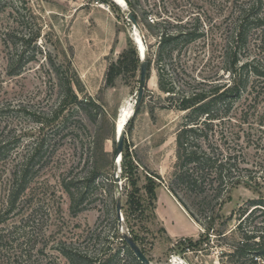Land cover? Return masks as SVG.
I'll list each match as a JSON object with an SVG mask.
<instances>
[{"label":"rangeland","instance_id":"1","mask_svg":"<svg viewBox=\"0 0 264 264\" xmlns=\"http://www.w3.org/2000/svg\"><path fill=\"white\" fill-rule=\"evenodd\" d=\"M249 1L141 0L144 9L155 13L157 8L162 9L159 15L150 12L154 21L168 19L172 23L169 29H174L175 24H185L190 30L198 27L202 36L189 45L182 43L172 60L163 59L159 66L160 39L145 32L151 46H148L152 58L150 76L140 113L126 133L129 159L137 164L140 180L137 187L133 185L134 175L124 173L121 157L117 187L116 123L122 127L133 114L140 71L133 74L126 70L113 87H106V75L110 63L118 59L129 43L136 45L137 39L141 50L144 48L139 30L126 17L125 0H117L122 8L112 0H6V8L0 12V132L16 142L10 159L0 162V211L7 193L9 169L22 161L34 142L42 140L46 150L42 168L27 192L30 200L23 216L29 219L27 231L34 234L37 245L26 264H69L57 250L62 243L99 259L119 251L114 264H135L123 249L125 232L136 233L137 243L153 264H233L237 260L232 254L240 238L236 227L242 209H249L252 200L264 199V95L256 101L257 105L253 96L244 97L225 124L215 127L218 131L233 132L228 144L243 148L245 156L238 162L242 168L251 170L260 186L241 183L217 198L212 191H188L173 185L177 134L187 114L166 100L158 76L162 70L178 90L190 76L197 77L207 88L228 80L223 70L225 38L232 32L237 10ZM33 32L40 35L29 48L35 51L34 59L25 63L19 75H9L11 53L24 51L21 36ZM252 33V45L258 53L261 33ZM250 53L255 54L253 48ZM73 72L84 87V92H80L74 85L79 99L92 100L99 108L90 113V109L70 107L54 120L63 98L60 76H72ZM37 119L46 124L34 121ZM97 131L109 138L104 141L106 153L99 151L96 155L93 143ZM236 132L241 135L238 143ZM94 166L100 167L102 175L92 182L87 176ZM150 181L160 184L156 190L164 188L183 205L197 224V235H170L157 210L153 213L145 191ZM172 187L177 195L171 191ZM68 189L84 195L83 202L76 200L74 210ZM118 198L122 199V214L117 222ZM132 198H137V205L131 211ZM178 214L174 212L171 217L178 219ZM19 219L20 216L11 221ZM256 219L261 224L263 217ZM211 221H214L212 228ZM180 229L185 234L193 231L190 223ZM220 230L225 234L219 236ZM40 248H44V253L38 252ZM108 250L110 253L104 254Z\"/></svg>","mask_w":264,"mask_h":264},{"label":"trees","instance_id":"2","mask_svg":"<svg viewBox=\"0 0 264 264\" xmlns=\"http://www.w3.org/2000/svg\"><path fill=\"white\" fill-rule=\"evenodd\" d=\"M19 1L24 2L25 0ZM5 2L6 0H0V12L6 8ZM126 2L139 22L146 39L147 35L145 32L159 37L157 58L159 66L161 65L160 61L163 59L172 60L173 54L182 43L189 45L202 36L198 27L190 30L185 24H175L173 25L174 29H169L168 25L172 26V23L168 19L154 21L152 16H150V12L152 13L154 10L144 9L141 0H126ZM12 4L13 2H10V5ZM139 11L141 12V19ZM237 11L239 12L232 32L225 38L223 52V70L228 75V80L207 88L205 87L206 85L204 86V82L198 81L197 77L190 76L189 80L185 82V86L178 90L173 80L168 82L162 70H159L158 76V85L160 90L167 94L166 100L169 101L170 105H174L176 109L185 111L187 114V120L177 134V171L175 172L173 185L175 188L180 187L188 191L203 193L212 191L217 198L228 192L231 187L241 183L249 186H260L259 182H257L258 178L252 176L251 170L248 167L242 168L238 162L241 156H245L243 148L239 144L234 146L228 144L233 132L230 133L227 129L220 131L215 129V127L229 118L228 115L234 111L236 104L244 97L249 99L253 96L254 105H257L258 102L256 103V101L264 95V0H250ZM161 12L162 9L159 10L157 8L156 13H154L159 15ZM254 31L261 33L259 35L261 37V51L259 50L258 53L254 49V45H252V35H254L252 32ZM21 37L23 38L21 43L24 51L19 53L18 50H15V52L11 53L9 75H19L23 71L25 63L35 57V51L33 49L31 51L29 48L38 40L40 35L33 32L29 36L24 35ZM14 45L16 47V43ZM149 47L151 48V46ZM251 48H253L254 55L250 53ZM150 51L148 50L151 69L152 58L150 57ZM140 65L141 61L137 47L131 42L119 54L118 59L110 63L106 75V87L115 86L116 80L126 70L133 72V74L138 70L140 71ZM55 70L60 72L59 67H55ZM175 72L177 74V70ZM149 76L150 71L148 78ZM60 79L63 98L58 111L55 113L54 120H57L60 114L70 107L76 106L78 109H90V113L99 108L98 104L92 100L84 102L79 99L74 85L80 92H84V87L76 72H73L72 76L66 75L64 78L60 76ZM24 111L29 113L27 110ZM139 113L140 107L128 122L126 133L127 130H130L134 119ZM34 121L43 125L46 124L40 119ZM2 133L1 131L0 162H6L14 151L16 140L8 136L3 137ZM236 133V141L238 143L241 135L239 132ZM108 138L109 136H104L97 131L93 143L96 155L99 151L106 153L104 152V141ZM33 145L22 161L12 166V170H7L9 172L7 193L2 202L3 209L0 211V224L3 225L0 227V264H26L25 261L31 257V252L37 245L34 234L32 235L27 231L30 223L29 219L23 216L27 211L30 200L27 192L33 179L37 177L42 168L41 162L46 153L42 140L34 142ZM129 156L125 138L124 151L122 153L123 171L134 175L131 181L137 187L140 180L137 174L138 166L131 162ZM242 171L247 173L242 174ZM101 175L100 167L94 166L93 171L89 172L87 177L94 182ZM155 177L160 179V176ZM157 186H160V184H155L154 181H150L145 186L149 202L153 207V213L156 210ZM175 188H171L174 194L177 193ZM68 191L72 194L73 203L71 207L74 210L76 200L80 199L83 202L84 195L82 192L73 193L70 189ZM136 199H131L130 210L132 206L135 207L137 205ZM250 206L249 209H242L240 222L236 227L240 238L234 245L232 255L237 260L231 262L233 264H264V199L252 200ZM257 212L260 213L256 216ZM261 215L263 217L261 224H257L256 217H261ZM18 216L21 219L11 221V219ZM116 219L118 222V217ZM213 224L214 221H211V228ZM224 234L223 230L218 232L219 236ZM132 236L138 242L139 238L135 232L132 233ZM192 240L190 239L189 241L192 242ZM123 249L135 264H142L125 241ZM57 250L69 261V264H114L120 254L119 251H115L107 258L102 256L99 259L93 256L94 254L82 252L65 243L58 245ZM109 250L105 251L104 254L110 253ZM38 252L44 253V248H40Z\"/></svg>","mask_w":264,"mask_h":264},{"label":"water","instance_id":"3","mask_svg":"<svg viewBox=\"0 0 264 264\" xmlns=\"http://www.w3.org/2000/svg\"><path fill=\"white\" fill-rule=\"evenodd\" d=\"M117 6L123 7L117 0H112ZM125 7L123 8L126 10V17L131 21L133 27H136L139 30L140 33V43L145 46L146 50H141V46L137 39H135L136 47L138 50V55L141 61L140 65V82H139V89L137 92V97L135 100L134 105V111L132 116L137 112L138 108L140 107L146 86H147V80H148V74L150 71V61H149V53H148V44L147 40L142 32L141 26L137 19L134 17L132 11L129 9L127 2L125 1ZM131 116V117H132ZM131 117H129L123 124V127L120 128L119 125H116V142H117V148H116V155H115V168H114V181L117 187L120 185L119 180L120 177L118 175L119 171L121 170V167L119 166V159L122 157V153L124 151V145H125V138H126V126L128 122L130 121ZM116 213L119 220H121V214H122V199H117V206H116ZM123 240L127 243L130 250L133 252V254L137 257V259L142 264H152L151 260L146 256V254L143 252L137 241L133 238V236L130 233H123Z\"/></svg>","mask_w":264,"mask_h":264},{"label":"crops","instance_id":"4","mask_svg":"<svg viewBox=\"0 0 264 264\" xmlns=\"http://www.w3.org/2000/svg\"><path fill=\"white\" fill-rule=\"evenodd\" d=\"M156 210L157 213H159V215L165 221L166 228L169 231L170 235L175 237H194L195 235H197L199 229L193 218L187 213L183 205L164 188H159L157 190ZM177 211L180 212V215L178 214V219H180L178 220L173 217L175 219L174 220L171 216L174 214V212L177 213ZM185 223H190V226L193 230L188 234L182 233L183 230L180 229Z\"/></svg>","mask_w":264,"mask_h":264},{"label":"bare ground","instance_id":"5","mask_svg":"<svg viewBox=\"0 0 264 264\" xmlns=\"http://www.w3.org/2000/svg\"><path fill=\"white\" fill-rule=\"evenodd\" d=\"M126 1V0H125ZM144 46V45H143ZM143 50H146V48H145V46H144V48H143ZM133 111H134V109H133ZM133 111H132V113H133ZM117 125H119V123H116ZM123 127V126H122ZM122 127H120V128H122ZM153 264V263H152Z\"/></svg>","mask_w":264,"mask_h":264}]
</instances>
